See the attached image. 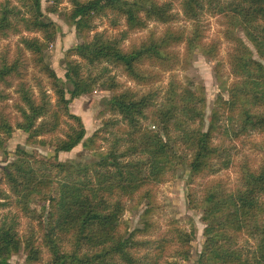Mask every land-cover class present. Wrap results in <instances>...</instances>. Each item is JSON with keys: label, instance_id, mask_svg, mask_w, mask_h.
<instances>
[{"label": "trees", "instance_id": "obj_1", "mask_svg": "<svg viewBox=\"0 0 264 264\" xmlns=\"http://www.w3.org/2000/svg\"><path fill=\"white\" fill-rule=\"evenodd\" d=\"M52 1L55 7L59 3ZM69 2L66 21L84 36L92 31L96 17L108 14L122 19L125 29L114 37L95 32L89 41L69 49L62 82L43 54L56 27L43 19L40 0H0V38L21 31L39 34L21 38L20 43L30 53L33 66L48 79L54 96L51 103L42 87L33 94L23 82L19 57L0 55V103L8 102L5 89L17 78L12 108L19 118L12 125L0 111V149L17 129L27 134V143L54 152L44 157L36 150L17 147L13 160L4 158L0 208H14L16 214L0 218V264H9L10 256L20 249L26 253L27 264L40 262L42 252L48 256L44 264L187 261L192 231L173 227L156 240L144 239L151 227L145 218L152 211L150 188L183 164L191 183L196 177L201 180L197 196L191 189L187 193L188 207L201 211L203 224L197 264H264V162L253 166L222 157V147L216 143L218 137L233 142L264 133V0ZM174 3L191 23L190 29L175 25ZM203 13L225 20L231 79L226 97L217 95L206 126L204 93L182 86L173 74L162 90L146 92L122 88L108 74L109 67L117 68L134 84L149 86L164 73L187 66L195 51L213 58L215 43H203ZM149 22L161 25V31H149L139 42L124 46L129 32L143 31ZM238 30L248 43L236 35ZM73 56L79 61L71 60ZM102 65L106 67L92 73ZM97 85L112 95L106 106L110 116L101 121L86 145L92 160L60 162L56 154L70 152L85 136L82 121L69 112V104L92 93ZM258 147L264 153V141ZM216 162L224 170L236 171L233 182L216 176ZM137 194L147 202L144 227L129 231L121 221L125 201ZM20 216L36 223L39 236L18 232Z\"/></svg>", "mask_w": 264, "mask_h": 264}, {"label": "rangeland", "instance_id": "obj_2", "mask_svg": "<svg viewBox=\"0 0 264 264\" xmlns=\"http://www.w3.org/2000/svg\"><path fill=\"white\" fill-rule=\"evenodd\" d=\"M40 6L43 19L51 21L56 27L55 37L51 43H46L43 54L56 77L62 82H64L65 63L68 59L67 51L69 49L82 42L89 41L95 32H102L106 37H114L125 29L122 19L115 18L108 14L106 16L96 17L92 22V31L84 36L66 21L65 15L69 12L71 7L69 0H59L56 7L52 0H40ZM49 8H54L55 11L51 12L48 10ZM173 8V12L176 15L175 25L177 27L190 29L191 23L184 20L176 3L173 4ZM200 21L205 31L203 43H215L217 47V53L213 58H208L200 51H195L191 54L187 66H179L175 68L172 73H164L159 82L149 86L134 84L117 68H110L108 66L110 69L108 74L114 76L122 88H129L139 92H146L150 88L162 90L168 81L169 75L173 74L175 79L182 86L191 87L192 89L199 88L204 93L206 126L217 95L221 94L223 97H226L225 89L231 80L226 62L230 43L225 39V20L221 16L203 13L200 17ZM161 27V25L154 22H149L146 29L143 31L129 32L124 46L139 42L149 31L160 32ZM236 35L244 42L248 43L240 30L236 32ZM32 37H39V34L21 31L18 34L11 33L6 37L0 38V55L5 54L8 59L18 56L23 64V82L26 85L28 84L29 87L31 86L30 88L33 94H36V91L42 87L47 96H49L50 102L53 103L54 96L48 79L33 66L30 61L32 58L30 53L22 50L20 39ZM180 48L181 46L176 50L179 51ZM252 51L253 57L258 59L254 50ZM70 59L79 61L75 56ZM102 67H106V65L99 66L91 71L95 74ZM85 70H87V68H85ZM17 80V78H14L11 83L12 86L5 89V93L9 94L10 98L8 102L2 105L0 103V111L8 116L12 125H14L16 121H19L18 116L12 108V104L16 100L13 89L18 83ZM111 95L112 93L110 91L97 85L92 93L74 98L70 102L69 112L81 119L85 129V136L82 142L70 152L56 154L60 162H88L92 160V155L86 145L92 133L100 126L101 121L110 116L109 112L106 110V106ZM66 97H68V94ZM245 138L247 140L242 139L241 141L230 142L222 137H218L216 143L222 147V157L227 156L236 162L242 164L249 163L253 166L263 163L264 153L260 150L258 144L264 141V133H253ZM26 139L27 134L17 129H13L11 135L5 138L3 146L0 149V169L4 165V158H6L7 161L14 159V151L17 147L28 152L36 150L44 157L54 155L52 149L36 143H27ZM3 152H5V154H3ZM128 162L132 163L130 161ZM214 171L217 172V177L228 180L229 183L233 182L236 177V171L233 172L231 169L224 170L219 162L215 163ZM200 182L201 180L197 177L192 180V183L190 182L189 170L187 166L183 164L176 166L167 175L164 182L150 188L152 194V211L149 216L145 218L150 222L151 227L148 228L147 236H145L144 239L156 240L169 233L168 231L173 227L185 231H192V241L189 244L190 256L187 261L181 262V264H197L198 255L203 247V224L200 222L201 211L199 209H190L187 203L188 190L191 189L195 196H197V184ZM1 187L4 189L3 185H1ZM2 201L3 200H0V202ZM146 206L147 202L145 200H140L138 194L132 200L125 201V211L121 221L122 224L126 225V229L132 231L133 229H141L144 227L142 223V218H144V216H142V213ZM35 208H38V206H35ZM5 213L16 214V211L14 208L1 207L0 218ZM19 223L18 232L20 234L32 232L34 236L35 234L39 236V234H37L35 222L24 216H20ZM47 257V254L42 252L41 261L36 264H44ZM25 258V251L20 249L19 252L10 256L8 263L27 264Z\"/></svg>", "mask_w": 264, "mask_h": 264}]
</instances>
